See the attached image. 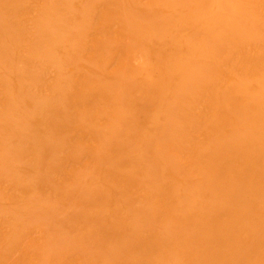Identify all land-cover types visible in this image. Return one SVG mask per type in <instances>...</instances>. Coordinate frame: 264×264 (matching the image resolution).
<instances>
[{"label": "rangeland", "instance_id": "rangeland-1", "mask_svg": "<svg viewBox=\"0 0 264 264\" xmlns=\"http://www.w3.org/2000/svg\"><path fill=\"white\" fill-rule=\"evenodd\" d=\"M0 4V264H264V0Z\"/></svg>", "mask_w": 264, "mask_h": 264}, {"label": "bare ground", "instance_id": "bare-ground-1", "mask_svg": "<svg viewBox=\"0 0 264 264\" xmlns=\"http://www.w3.org/2000/svg\"><path fill=\"white\" fill-rule=\"evenodd\" d=\"M11 1V0H10ZM14 1H16V0H14ZM21 2V1H20ZM24 3V2H23ZM88 4V3H87ZM0 5H2V4H0ZM5 5V4H4ZM25 5V4H24ZM44 5V4H43ZM45 6V5H44ZM20 7H21V5H20ZM20 7H17V8H20ZM40 7V6H39ZM47 7V6H46ZM27 8V7H26ZM90 8V7H89ZM1 9V8H0ZM2 9H3V7H2ZM21 9V8H20ZM16 10V9H15ZM23 10V9H22ZM28 10V9H27ZM55 11V10H54ZM22 12V11H21ZM20 12V13H21ZM51 12V11H50ZM49 12V13H50ZM19 13V14H20ZM28 13V12H27ZM2 14V13H1ZM45 14V13H44ZM59 14V13H58ZM9 15V14H8ZM37 15V14H36ZM107 15V14H106ZM10 16V15H9ZM21 16V15H20ZM49 16V15H48ZM3 17V16H2ZM11 17V16H10ZM19 17V16H18ZM24 17V16H23ZM53 17V16H52ZM36 18V17H35ZM8 19H10L9 17H8ZM12 19V18H11ZM14 19V18H13ZM37 19V18H36ZM43 20V19H42ZM9 21V20H8ZM13 20H11V22H12ZM38 21V20H37ZM50 21V20H49ZM0 23H1V21H0ZM6 23H8V22H6ZM14 23V22H13ZM19 23H21V22H19ZM3 24V23H2ZM1 24V26L0 27H3V25ZM5 24V23H4ZM27 24V23H26ZM7 24H5V26H6ZM17 25V24H16ZM15 25V26H16ZM46 25V24H45ZM140 25V24H139ZM5 26L3 27V28H5ZM8 26H10V24L8 23ZM7 26V28H9ZM11 26H13L12 24H11ZM32 27V26H31ZM35 27V26H34ZM74 28V27H73ZM15 32V31H14ZM16 33V32H15ZM25 33V32H24ZM8 34H9V32H8ZM0 35H1V33H0ZM59 35V34H58ZM92 35V34H91ZM5 36V35H4ZM4 36H2V38L4 37ZM47 36V35H46ZM1 37V36H0ZM42 37V36H41ZM45 37V36H44ZM52 37V36H51ZM60 37V36H59ZM5 38V37H4ZM8 38V37H7ZM48 38V37H47ZM54 38V37H53ZM76 38V37H75ZM9 39V38H8ZM77 39V38H76ZM94 39V38H93ZM58 40V39H57ZM36 41V40H35ZM41 41V40H40ZM128 41V40H127ZM64 44V43H63ZM96 45V44H95ZM54 46V45H53ZM7 47V46H6ZM42 47V46H41ZM78 47V46H77ZM105 47V46H104ZM9 48V47H8ZM13 49V48H12ZM37 49V48H36ZM54 49V48H53ZM6 50H8V49H6ZM117 50V49H116ZM120 50V49H119ZM118 50V51H119ZM122 50V49H121ZM127 50V49H126ZM5 52V51H4ZM20 52V51H19ZM66 52V51H65ZM71 52H72V49H71ZM18 53V52H17ZM29 52H27V54H28ZM43 53V52H42ZM49 53V52H48ZM68 53V52H67ZM79 53V52H78ZM6 54H8V53H6ZM108 54V53H107ZM123 54V53H122ZM11 55V54H10ZM75 55V54H74ZM6 56V55H5ZM4 56V57H5ZM17 56V55H16ZM23 56V55H22ZM7 57V56H6ZM12 57V56H11ZM177 57V56H176ZM1 58V57H0ZM36 58V57H35ZM74 59V58H73ZM168 59V58H167ZM19 60V59H18ZM12 61V60H11ZM56 61V60H55ZM110 61V60H109ZM102 62V61H101ZM179 62V61H178ZM3 63V62H2ZM50 63H51V61H50ZM3 64H5V63H3ZM65 64V63H64ZM92 64V63H91ZM100 64V63H99ZM2 65V64H1ZM8 65H9V63H8ZM45 65V64H44ZM68 65H70V64H68ZM93 65V64H92ZM162 65V64H161ZM28 66V65H27ZM38 66V65H37ZM214 66V65H213ZM99 67V66H98ZM105 67V66H104ZM111 67V66H110ZM172 67V66H171ZM200 67V66H199ZM27 68V67H26ZM159 68V67H158ZM175 68V67H174ZM176 68H177V66H176ZM182 68V67H181ZM67 69V68H66ZM198 69V68H197ZM186 70V69H185ZM201 70V69H200ZM39 71V70H38ZM111 71H113V70H111ZM171 71V70H170ZM218 71V70H217ZM15 72V71H14ZM31 72V71H30ZM33 72V71H32ZM60 72V71H59ZM68 74V73H67ZM113 74V73H112ZM135 74V73H134ZM203 74V73H202ZM146 75V74H145ZM22 76V75H21ZM9 77V76H8ZM172 77H174V76H171V78ZM188 77V76H187ZM20 78V77H19ZM82 78V77H81ZM146 78V77H145ZM15 79H17V80H19L18 78H15ZM57 79V78H56ZM68 79V78H67ZM75 79V78H74ZM90 79V78H89ZM164 79H166L165 77H164ZM83 80H84V78H83ZM169 80V79H168ZM5 81V80H4ZM92 81V80H91ZM191 81V80H190ZM201 81V80H200ZM1 82H2V80H1ZM22 82H23V80H22ZM97 82V81H96ZM159 82V81H158ZM168 82V81H167ZM172 82V81H171ZM197 82V81H196ZM67 83V82H66ZM114 83H116V82H114ZM160 83V82H159ZM218 83H219V81H218ZM7 84V83H6ZM74 84V83H73ZM81 84V83H80ZM95 84V83H94ZM138 84H140V83H138ZM154 84V83H153ZM158 84V83H157ZM39 85V84H38ZM72 85V84H71ZM93 85V84H92ZM115 85V84H114ZM160 85V84H159ZM163 85V84H162ZM191 85H192V83H191ZM37 86V85H36ZM151 86V85H150ZM169 86V85H168ZM196 86V85H195ZM8 87V86H7ZM96 87H97V85H96ZM99 87H100V85H99ZM225 87V86H224ZM2 88H4V87H2ZM10 88H11V86H10ZM17 88V87H16ZM26 88V87H25ZM62 88V87H61ZM73 88V87H72ZM104 88H106V87H104ZM152 88V87H151ZM191 88V87H190ZM189 88V89H190ZM7 89V88H6ZM14 89V88H13ZM20 89V88H19ZM60 89V88H59ZM89 89H90V87H89ZM196 89V88H195ZM146 90V89H145ZM197 90V89H196ZM232 90V89H231ZM4 91V90H3ZM9 91V90H8ZM93 91V90H92ZM16 92H18V91H16ZM81 92V91H80ZM97 92V91H96ZM116 92V91H115ZM125 92H126V90H125ZM137 92H139V90L137 91ZM196 92V91H195ZM213 92V91H212ZM83 93H85V92H83ZM91 93V92H90ZM160 93V92H159ZM158 93V94H159ZM1 94V93H0ZM14 94H15V91H14ZM17 94H19V93H17ZM80 94V93H79ZM78 94V95H79ZM87 94V93H86ZM106 94V93H105ZM123 94H125V93H123ZM126 94H127V92H126ZM145 94V93H144ZM143 94V95H144ZM150 94V93H149ZM234 94V93H233ZM39 95V94H38ZM107 95V94H106ZM237 95V94H236ZM3 96H4V94H3ZM8 96H9V94H8ZM21 96V95H20ZM205 96V95H204ZM235 96V95H234ZM6 97V96H5ZM14 97V96H13ZM25 97V96H24ZM107 97V96H106ZM112 97V96H111ZM1 98V97H0ZM64 98V97H63ZM69 98V97H68ZM87 98V97H86ZM109 98V97H108ZM113 98V97H112ZM146 98V97H145ZM6 99V98H5ZM7 99H8V97H7ZM21 99H23V98H21ZM81 99V98H80ZM79 99V100H80ZM225 99V98H224ZM9 100V99H8ZM19 100V99H18ZM17 100V101H18ZM60 100V99H59ZM145 100V99H144ZM193 100V99H192ZM244 100V99H243ZM16 101V100H15ZM14 101V102H15ZM102 101V100H101ZM230 101V100H229ZM10 102V101H9ZM161 102V101H160ZM159 102V103H160ZM107 103V102H106ZM11 104V103H10ZM46 104V103H45ZM44 104V105H45ZM77 104V103H76ZM97 104V103H96ZM100 104V103H99ZM98 104V105H99ZM143 104V103H142ZM190 104H192V103H190ZM261 104V103H260ZM14 106H16L15 105V103L13 104ZM19 105V104H18ZM43 105V106H44ZM83 105V104H82ZM171 105V104H170ZM211 105V104H210ZM254 105V104H253ZM10 106V105H9ZM77 106V105H76ZM101 106V105H100ZM186 106V105H185ZM189 106H191V105H189ZM256 106V105H255ZM78 107H79V105H78ZM87 107H88V105H87ZM117 107V106H116ZM184 107V106H183ZM215 107V106H214ZM258 107V106H257ZM14 108H16V107H14ZM20 109H21V107H19ZM26 108V107H25ZM46 108H47V106H46ZM171 108V107H170ZM251 108V107H250ZM6 109V108H5ZM18 109V108H17ZM16 109V110H17ZM63 109V108H62ZM80 109V108H79ZM94 109V108H93ZM247 109V108H246ZM8 110V109H7ZM10 110H12L11 108H9V111ZM51 110V109H50ZM68 110V109H67ZM89 110V109H88ZM176 110V109H175ZM248 110V109H247ZM14 111V110H13ZM24 111V110H23ZM77 111H79L78 109H77ZM95 111V110H94ZM94 111H93V113H94ZM208 111H210V110H208ZM6 112H8V111H6ZM20 112V111H19ZM92 112V111H91ZM96 112V111H95ZM118 112V111H117ZM171 112V111H170ZM220 112V111H219ZM30 113V112H29ZM58 113V112H57ZM239 113V112H238ZM14 114V113H13ZM104 114V113H103ZM0 115H1V113H0ZM17 115H19L18 113H17ZM33 115V114H32ZM106 115V114H105ZM111 115V114H110ZM121 115V114H120ZM77 116V115H76ZM131 116V115H130ZM207 116V115H206ZM215 116V115H214ZM224 116H225V114H224ZM256 116V115H255ZM1 117V116H0ZM12 117V116H11ZM14 117V116H13ZM20 117V116H19ZM69 117V116H68ZM113 117V116H112ZM191 117V116H190ZM225 117H227V116H225ZM3 118V117H2ZM9 118V117H8ZM46 118V117H45ZM72 118V117H71ZM102 118V117H101ZM134 118H135V116H134ZM9 119H11V118H9ZM70 119V118H69ZM87 119V118H86ZM85 119V120H86ZM131 119V118H130ZM228 119V118H227ZM23 120H25V119H23ZM106 120V119H105ZM228 120H230V119H228ZM53 121V120H52ZM60 121V120H59ZM122 121V120H121ZM250 121V120H249ZM1 122V121H0ZM8 122V121H7ZM11 122H13V121H11ZM63 122H64V120H63ZM102 122V121H101ZM105 122V121H104ZM103 122V123H104ZM120 122V121H119ZM143 122V121H142ZM2 123V122H1ZM9 123H10V121H9ZM14 123V122H13ZM16 123V122H15ZM144 123V122H143ZM191 123V122H190ZM11 124V123H10ZM42 124V123H41ZM114 124V123H113ZM246 124V123H245ZM257 124H259V123H257ZM64 125V124H63ZM115 125V124H114ZM5 126H7V125H5ZM11 126H12V124H11ZM62 126V125H61ZM241 126V125H240ZM246 126V125H245ZM3 127V126H2ZM55 127H60V126H55ZM64 128L63 129H65V126H63ZM68 127V126H67ZM70 127V126H69ZM125 127V126H124ZM214 127H216V126H214ZM219 127V126H218ZM247 127V126H246ZM17 128V127H16ZM37 128V127H36ZM203 128V127H202ZM243 128V127H242ZM12 129V128H11ZM53 129V128H52ZM60 128H58V130H59ZM70 130H71V128H69ZM110 129V128H109ZM7 130H9L8 128H7ZM50 130V129H49ZM69 130V131H70ZM119 130V129H118ZM144 130V129H143ZM193 130V129H192ZM6 131V130H5ZM10 131V130H9ZM55 131V130H54ZM146 131V130H145ZM218 131V130H217ZM240 131V130H239ZM245 131V130H244ZM253 131V130H252ZM8 132V131H7ZM53 131H51V133H52ZM246 132V131H245ZM250 132H251V130H250ZM54 133V132H53ZM108 133H109V131H108ZM112 133V132H111ZM146 133V132H145ZM3 135H2V137L4 136V133H2ZM110 134V133H109ZM197 134V133H196ZM111 135V134H110ZM144 135V134H143ZM147 135V134H146ZM212 135V134H211ZM75 136V135H74ZM104 136V135H103ZM205 136H206V133H205ZM257 136V135H256ZM26 137V136H25ZM30 137H31V135H30ZM140 137V136H139ZM183 137V136H182ZM207 137V136H206ZM236 137V136H235ZM124 138V137H123ZM142 138V137H141ZM187 138V137H186ZM203 138V137H202ZM217 138V137H216ZM219 138V137H218ZM232 138V137H231ZM244 138V137H243ZM258 138V137H257ZM29 139V138H28ZM32 139V138H31ZM50 139V138H49ZM66 139V138H65ZM188 139H189V137H188ZM211 139V138H210ZM223 139H224V137H223ZM260 139V138H259ZM165 140V139H164ZM194 140V139H193ZM200 140V139H199ZM214 140V139H213ZM33 141V140H32ZM196 141H197V139H196ZM210 141V140H209ZM225 141V140H224ZM230 141H231V139H230ZM243 141V140H242ZM34 142H36V141H34ZM207 142V141H206ZM212 142V141H211ZM217 142V141H216ZM245 142V141H244ZM253 142V141H252ZM5 143V142H4ZM14 143V142H13ZM74 143V142H73ZM108 143H110V142H108ZM185 143V142H184ZM210 143V142H209ZM218 143V142H217ZM222 143V142H221ZM225 143V142H224ZM231 143V142H230ZM9 144H11V143H9ZM126 144V143H125ZM149 144V143H148ZM13 145V144H12ZM87 145V144H86ZM212 145V144H211ZM248 145V144H247ZM40 146H41V144H40ZM97 146V145H96ZM149 146H150V144H149ZM215 146H216V144H215ZM13 147V146H12ZM26 147V146H25ZM70 147V146H69ZM2 148V147H1ZM42 148V147H41ZM40 148V149H41ZM48 148V147H47ZM154 148V147H153ZM232 148V147H231ZM244 148V147H243ZM58 149V148H57ZM92 149V148H91ZM188 149V148H187ZM199 149V148H198ZM225 149V148H224ZM228 149V148H227ZM239 149V148H238ZM34 150V149H33ZM59 150V149H58ZM95 150H96V148H95ZM111 150V149H110ZM167 150V149H166ZM3 151V150H2ZM77 151V150H76ZM5 152V151H4ZM66 152V151H65ZM221 152V151H220ZM0 153H1V151H0ZM92 153V152H91ZM227 153V152H226ZM2 154V153H1ZM36 154H38V153H36ZM70 154V153H69ZM68 154V155H69ZM219 154V153H218ZM223 154V153H222ZM39 155V154H38ZM224 155H225V153H224ZM251 155V154H250ZM30 156V155H29ZM104 156V155H103ZM213 156V155H212ZM240 156V155H239ZM126 157V156H125ZM222 157V156H221ZM251 157V156H250ZM19 158V157H18ZM76 158V157H75ZM100 158V157H99ZM120 158V157H119ZM59 159V158H58ZM67 159V158H66ZM96 159V158H95ZM101 159V158H100ZM166 159V158H165ZM221 159V158H220ZM238 159V158H237ZM241 159V158H240ZM243 159V158H242ZM255 159V158H254ZM115 160V159H114ZM168 160V159H167ZM178 160V159H177ZM251 160H252V158H251ZM109 161V160H108ZM111 161V160H110ZM220 161V160H219ZM253 161V160H252ZM33 162V161H32ZM99 162V161H98ZM112 162V161H111ZM115 162V161H114ZM165 162V161H164ZM167 162V161H166ZM217 162V161H216ZM227 162V161H226ZM225 162V163H226ZM74 163V162H73ZM123 163H124V161H123ZM141 163V162H140ZM44 164V163H43ZM105 164H108V162H106ZM115 164V163H114ZM127 165H128V162L126 163ZM71 165V164H70ZM73 165V164H72ZM89 165V164H88ZM109 165V164H108ZM110 165L111 166H113L111 163H110ZM170 165V164H169ZM225 165V164H224ZM129 166V165H128ZM260 166H261V164H260ZM33 167V166H32ZM176 167V166H175ZM233 167V166H232ZM231 167V168H232ZM55 168V167H54ZM74 168V167H73ZM75 168H76V166H75ZM99 168V167H98ZM108 168H110V166L108 167ZM115 168V167H114ZM134 168V167H133ZM179 168V167H178ZM195 168V167H194ZM193 168V169H194ZM226 168V167H225ZM50 169V168H49ZM60 169V168H59ZM103 169V168H102ZM107 169V168H106ZM113 168L111 167L110 169H108V171L107 172H110V170H112ZM124 170V169H123ZM176 170V169H175ZM220 170V169H219ZM227 170V169H226ZM59 171V170H58ZM70 171H71V169H70ZM102 172H103V170H102ZM115 172V171H114ZM226 172V171H225ZM235 172V171H234ZM105 173V172H104ZM173 173V172H172ZM221 173V172H220ZM236 173V172H235ZM255 173V172H254ZM19 174V173H18ZM61 174V173H60ZM190 174V173H189ZM5 175V174H4ZM97 175H98V173H97ZM118 175V174H117ZM162 175V174H161ZM167 175V174H166ZM19 176V175H18ZM115 176V175H114ZM198 176V175H197ZM3 177V176H2ZM46 177V176H45ZM29 178V177H28ZM36 178V177H35ZM185 178V177H184ZM27 179V178H26ZM70 179V178H69ZM120 179V178H119ZM136 179V178H135ZM169 179V178H168ZM208 179V178H207ZM29 180V179H28ZM27 180V181H28ZM61 180V179H60ZM89 180H91V179H89ZM95 180V179H94ZM114 181H115V179H113ZM126 180V182H128L129 180H127V179H124V181ZM62 181H63V179H62ZM97 181V180H96ZM202 181V180H201ZM60 182V181H59ZM121 182H123V181H121ZM237 182V181H236ZM246 182V181H245ZM88 183H90V182H88ZM96 183V182H95ZM254 183V182H253ZM22 184H23V181H22ZM134 184V183H133ZM175 184V183H174ZM100 185V184H99ZM118 185V184H117ZM129 185V184H128ZM162 185H163V183H162ZM183 185V184H182ZM187 185V184H186ZM189 185V184H188ZM225 185V184H224ZM259 185V184H258ZM8 186V185H7ZM78 186V185H77ZM142 186V185H141ZM185 186V185H184ZM205 186V185H204ZM228 186V185H227ZM242 186V185H241ZM42 187V186H41ZM75 187V186H74ZM98 187V186H97ZM128 187V186H127ZM18 188V187H17ZM86 188V187H85ZM98 188H100V187H98ZM170 188V187H169ZM213 188V187H212ZM219 188H220V186H219ZM256 188V187H255ZM74 189V188H73ZM119 189V188H118ZM153 189H154V186H153ZM160 189V188H159ZM207 189V188H206ZM206 189H205V191H206ZM244 189V188H243ZM83 190V189H82ZM101 190V189H100ZM126 190V189H125ZM150 190V189H149ZM168 190V189H167ZM177 190V189H176ZM225 190V189H224ZM257 190H259V189H257ZM22 191H23V189H22ZM75 191V190H74ZM105 191V190H104ZM109 191V190H108ZM151 191V190H150ZM1 192V191H0ZM18 192V191H17ZM29 192V191H28ZM87 192V191H86ZM98 192V191H97ZM176 192V191H175ZM174 192V193H175ZM99 193H101V192H99ZM119 193V192H118ZM214 193V192H213ZM212 193V194H213ZM17 194V193H16ZM25 194V193H24ZM24 194H22V195H24ZM26 194H27V192H26ZM25 194V195H26ZM37 194V193H36ZM92 194V193H91ZM109 194V193H108ZM121 194V193H120ZM145 194V193H144ZM22 195H19V196H22ZM155 195V194H154ZM235 195V194H234ZM84 196H86V195H84ZM142 196V195H141ZM153 196V195H152ZM157 196V195H156ZM188 196V195H187ZM9 197V196H8ZM155 197V196H154ZM99 198V197H98ZM113 198V197H112ZM194 198V197H193ZM86 199V198H85ZM89 199H91L90 197H89ZM140 199V198H139ZM208 199V198H207ZM218 199V198H217ZM38 200V199H37ZM112 200H114V199H112ZM251 200V199H250ZM48 201V200H47ZM209 201V200H208ZM215 201V200H214ZM253 201V200H252ZM115 202H116V200H115ZM137 202V201H136ZM147 202V201H146ZM231 202V201H230ZM113 203V202H112ZM133 203V202H132ZM144 203V202H143ZM155 203V202H154ZM159 203V202H158ZM248 203V202H247ZM118 204V203H117ZM230 204V203H229ZM142 205V204H141ZM157 205V204H156ZM160 205V204H159ZM204 205V204H203ZM238 205V204H237ZM249 205V204H248ZM222 206V205H221ZM250 206V205H249ZM103 208H104V206H102ZM144 207V206H143ZM176 207H177V205H176ZM244 207V206H243ZM251 207V206H250ZM101 208V207H100ZM108 208V207H107ZM122 208V207H121ZM145 208V207H144ZM147 208V207H146ZM180 208V207H179ZM193 208V207H192ZM255 208H256V206H255ZM96 209H97V207H96ZM95 208H94V210H96ZM118 208H116V210H117ZM120 209V208H119ZM139 209H141V208H139ZM173 209V208H172ZM247 209V208H246ZM98 210V209H97ZM103 210V209H102ZM101 210V211H102ZM112 210V209H111ZM110 210V211H111ZM150 210V209H149ZM178 210V209H177ZM40 211V210H39ZM73 211V210H72ZM106 211V210H105ZM104 211V212H105ZM171 211V210H170ZM8 212V211H7ZM95 212V211H94ZM94 212H92V213H94ZM97 212V211H96ZM99 212H100V210H99ZM98 212V213H99ZM103 212V213H104ZM130 212V211H129ZM228 212V211H227ZM231 212V211H230ZM250 212V211H249ZM81 213V212H80ZM88 213V212H87ZM110 213V212H109ZM115 213V212H114ZM121 213V212H120ZM119 213V214H120ZM160 213V212H159ZM16 214V213H15ZM193 214V213H192ZM251 214V213H250ZM19 215V214H18ZM31 215H33V214H31ZM88 215V214H87ZM86 215V216H87ZM93 215V214H92ZM92 215H90V216H92ZM97 215H99V214H97ZM111 215V214H110ZM177 215V214H176ZM17 216V215H16ZM76 216V215H75ZM107 216V215H106ZM153 216V215H152ZM192 216V215H191ZM67 217V216H66ZM71 217V216H70ZM94 217V216H93ZM97 217V216H96ZM110 217H112V216H110ZM176 217V216H175ZM89 218V217H88ZM88 218H86V219H88ZM95 218V217H94ZM99 218V217H98ZM104 218H106V217H104ZM104 218H102V219H104ZM109 218V217H108ZM123 218H125L124 216H123ZM135 218V217H134ZM194 218V217H193ZM6 219V218H5ZM167 219V218H166ZM253 219H256V218H253ZM62 220V219H61ZM77 220V219H76ZM106 220V219H105ZM105 220H103L104 222H105ZM109 220H111V219H109ZM121 220V219H120ZM168 220V219H167ZM208 220V219H207ZM27 221H28V219H27ZM113 221V220H112ZM116 221V220H115ZM114 221V222H115ZM172 221V220H171ZM237 221V220H236ZM253 221V220H252ZM68 222V221H67ZM97 222V221H96ZM101 222V221H100ZM113 222V223H114ZM164 222V221H163ZM255 222V221H254ZM81 223V222H80ZM119 222H117V224H118ZM208 223V222H207ZM217 223V222H216ZM219 223V222H218ZM257 223V222H256ZM6 224V223H5ZM25 224V223H24ZM162 224V223H161ZM177 224V223H176ZM187 224V223H186ZM203 224H204V222H203ZM212 224V223H211ZM232 224H233V222H232ZM231 224V225H232ZM236 224V223H235ZM4 225V224H3ZM23 225V224H22ZM26 225V224H25ZM113 225V224H112ZM111 225V226H112ZM123 225V224H122ZM121 225V226H122ZM130 225V224H129ZM172 225V224H171ZM222 225V224H221ZM226 225V224H225ZM229 225V223L227 224V226ZM114 226V225H113ZM119 226V225H118ZM125 226V225H124ZM131 226V225H130ZM130 226H128V227H130ZM166 226V225H165ZM205 226V225H204ZM91 227V226H90ZM120 227V226H119ZM142 227V226H141ZM169 227V226H168ZM222 227H223V225H222ZM230 227V226H229ZM85 228V227H84ZM155 228V227H154ZM176 228V227H175ZM95 229V228H94ZM118 229H120V228H118ZM182 229H184V228H182ZM240 229V228H239ZM114 230V229H113ZM190 230V229H189ZM195 230V229H194ZM36 231V230H35ZM63 231V230H62ZM87 231H88V229H87ZM98 231V230H97ZM158 231V230H157ZM170 231H171V229H170ZM173 231V230H172ZM175 231V230H174ZM181 231V230H180ZM197 231V230H196ZM200 231V230H199ZM224 231V230H223ZM90 232V231H89ZM150 232V231H149ZM176 232V231H175ZM185 232V231H184ZM190 232V231H189ZM192 232V231H191ZM166 233V232H165ZM181 233V232H180ZM187 233V232H186ZM214 233V232H213ZM31 234V233H30ZM88 234H90V233H88ZM125 234V233H124ZM230 234V233H229ZM23 235V234H22ZM72 235V234H71ZM158 235V234H157ZM175 235V234H174ZM173 235V236H174ZM203 235V234H202ZM243 235H244V233H243ZM36 236H37V234H36ZM42 236V235H41ZM50 236V235H49ZM83 236V235H82ZM87 236V235H86ZM119 236V235H118ZM161 236V235H160ZM164 236H168V234L167 235H165L164 234ZM178 236V235H177ZM91 237V236H90ZM117 237V236H116ZM159 237V236H158ZM196 237V236H195ZM200 237V236H199ZM231 237V236H230ZM239 237V236H238ZM241 237V236H240ZM85 238V237H84ZM178 238V237H177ZM211 238V237H210ZM245 238V237H244ZM258 238V237H257ZM176 239V238H175ZM191 239V238H190ZM197 239H200V238H197ZM37 240H39V239H37ZM80 240V239H79ZM115 240V239H114ZM124 240H126V239H124ZM138 240V239H137ZM246 240V239H245ZM49 241V240H48ZM88 241V240H87ZM117 241H118V243H119V245L121 246V241L123 242V239H118L117 238ZM132 241H133V239H132ZM168 241V240H167ZM189 241V240H188ZM192 241V240H191ZM198 241V240H197ZM263 241V240H262ZM36 242V241H35ZM166 242V241H165ZM174 242V241H173ZM184 242V241H183ZM86 243V242H85ZM90 243V242H89ZM142 243V242H141ZM157 243V242H156ZM263 243V242H262ZM125 244V243H124ZM242 244V243H241ZM259 244H261V243H259ZM258 244V245H259ZM83 245V244H82ZM135 245V244H134ZM178 245V244H177ZM228 245V244H227ZM244 245V247H245V244H243ZM242 245V246H243ZM246 245H248V244H246ZM253 245H255L254 243H253ZM137 246V245H136ZM169 246V245H168ZM206 246V245H205ZM212 246H213V244H212ZM251 246V245H250ZM262 247H263V245H261ZM50 247V246H49ZM80 247V246H79ZM100 247H101V245H100ZM139 247V246H138ZM150 247H151V245H150ZM241 247V246H240ZM249 247V246H248ZM253 247V246H252ZM258 248L259 246H255V248ZM11 248V247H10ZM88 248V247H87ZM124 248V247H123ZM153 248V247H152ZM189 248V247H188ZM254 248V250H253V248H252V250L253 251H255V253L254 254H256L257 253V250ZM89 249V248H88ZM96 249V248H95ZM145 249V248H144ZM151 249V248H150ZM178 249V248H177ZM201 249V248H200ZM242 249H243V247H242ZM251 249V247L249 248V250ZM37 250H40V249H37ZM212 250V249H211ZM246 249H243V251H245ZM248 250V249H247ZM247 250H246V252H243V251H241V253H242V255H248L249 256V250H248V252H247ZM263 250V249H262ZM261 250V251H262ZM87 251V250H86ZM147 251V250H146ZM148 251H150V250H148ZM194 251V250H193ZM214 252H215V250H214ZM263 252V251H262ZM44 253V252H43ZM103 253V252H102ZM206 253V252H205ZM239 253V252H238ZM240 253V254H241ZM250 253H252V251L250 250ZM259 253H260V251H259ZM264 253V252H263ZM23 254V253H22ZM206 254H209V253H206ZM213 255L214 253H210V255ZM216 254V253H215ZM260 254H262V253H260ZM47 255V254H46ZM141 255H142V253H141ZM165 255V254H164ZM175 255V254H174ZM187 255V254H186ZM191 255V254H190ZM201 255V254H200ZM234 255V254H233ZM239 255V254H238ZM44 256V255H43ZM81 256V255H80ZM176 256H177V254H176ZM209 256V255H208ZM214 256V255H213ZM251 257H256V256H252V255H250ZM259 256V255H258ZM257 256V257H258ZM261 256V255H260ZM15 257V256H14ZM20 257V256H19ZM24 257H25V255H24ZM105 257V256H104ZM200 257V256H199ZM203 257H205V256H203ZM220 257V256H219ZM224 257V256H223ZM223 257H221V260H224V262H222L221 264H225V263H227V262H225V260H231L230 258H227L226 259V256H225V258L223 259ZM257 257L255 258V260L257 259ZM263 257V256H262ZM26 258H27V256H26ZM92 258V257H91ZM142 258V257H141ZM150 258V257H149ZM166 258V257H165ZM197 258V257H196ZM212 258V257H211ZM29 259V258H28ZM140 259V258H139ZM138 259V260H139ZM179 259V258H178ZM259 259V258H258ZM257 259V260H258ZM22 260H24V259H22ZM142 260V259H141ZM140 260V261H141ZM237 260V259H236ZM241 259L239 258V261H236V263L234 262V260H232L233 261V264H241L242 262V264H247L246 263V260H241ZM264 260V259H263ZM262 260V261H263ZM11 261H12V259H11ZM109 261V260H108ZM180 261V260H179ZM178 261V262H179ZM208 261V260H207ZM211 261V260H210ZM10 262V261H9ZM50 262V261H49ZM52 262V261H51ZM103 262V261H102ZM197 262V261H196ZM221 262V261H220ZM239 262V263H238ZM245 262V263H244ZM248 262V261H247ZM58 263V262H57ZM116 263H118V262H116ZM142 263V262H141ZM141 263H139V264H141ZM144 263V262H143ZM193 263H194V261H193ZM206 263V262H205ZM14 264H15V262H14ZM49 264V263H48ZM60 264V263H59ZM115 264V263H114ZM175 264V263H174ZM187 264V263H186ZM189 264V263H188ZM219 264V263H218ZM227 264H230V262H228ZM248 264H249V262H248Z\"/></svg>", "mask_w": 264, "mask_h": 264}]
</instances>
